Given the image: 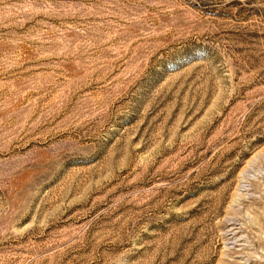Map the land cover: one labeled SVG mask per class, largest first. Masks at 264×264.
Returning a JSON list of instances; mask_svg holds the SVG:
<instances>
[{"label":"rangeland","instance_id":"1","mask_svg":"<svg viewBox=\"0 0 264 264\" xmlns=\"http://www.w3.org/2000/svg\"><path fill=\"white\" fill-rule=\"evenodd\" d=\"M0 264H264V0H0Z\"/></svg>","mask_w":264,"mask_h":264}]
</instances>
